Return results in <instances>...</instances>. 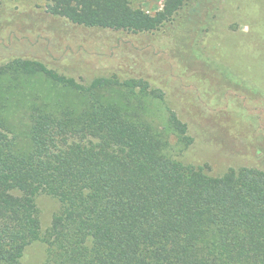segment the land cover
Listing matches in <instances>:
<instances>
[{"label":"trees","instance_id":"obj_1","mask_svg":"<svg viewBox=\"0 0 264 264\" xmlns=\"http://www.w3.org/2000/svg\"><path fill=\"white\" fill-rule=\"evenodd\" d=\"M87 27L159 29L128 0H47ZM165 92L143 77L0 66V264H264V171L212 175L179 156L192 143ZM57 198L47 228L36 198ZM45 259L24 263L29 247Z\"/></svg>","mask_w":264,"mask_h":264},{"label":"rangeland","instance_id":"obj_2","mask_svg":"<svg viewBox=\"0 0 264 264\" xmlns=\"http://www.w3.org/2000/svg\"><path fill=\"white\" fill-rule=\"evenodd\" d=\"M169 0H128L151 15ZM47 0H0V66L38 59L85 83L97 76L143 77L165 92L188 126L179 158L220 175L264 171V0H186L159 29L87 27L51 14ZM43 229L60 208L36 198ZM34 243L24 263H39Z\"/></svg>","mask_w":264,"mask_h":264}]
</instances>
